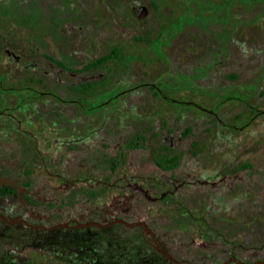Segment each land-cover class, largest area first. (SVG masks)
I'll return each mask as SVG.
<instances>
[{"label": "rangeland", "instance_id": "obj_1", "mask_svg": "<svg viewBox=\"0 0 264 264\" xmlns=\"http://www.w3.org/2000/svg\"><path fill=\"white\" fill-rule=\"evenodd\" d=\"M132 9L146 15L136 18ZM204 65L212 69L199 73ZM144 83L172 101L148 87L128 90ZM165 132L180 139L167 151L179 155L176 166L166 171L155 161L166 150ZM239 165L241 188L210 189L226 211L207 227L185 217L184 208L202 203L199 188L155 204L162 228L185 250L205 243L216 261L226 248L219 234L264 240V0H0V186L18 187L21 199L27 183L32 194L50 196L54 209L106 205L108 188H72L67 194L79 198L66 204L60 192L41 187L110 184L140 170L159 196L170 174L213 180ZM240 202L251 208L242 211ZM48 207L42 202L38 210ZM251 209L256 218L229 222Z\"/></svg>", "mask_w": 264, "mask_h": 264}, {"label": "flooded vegetation", "instance_id": "obj_2", "mask_svg": "<svg viewBox=\"0 0 264 264\" xmlns=\"http://www.w3.org/2000/svg\"><path fill=\"white\" fill-rule=\"evenodd\" d=\"M211 69V66L204 65L199 69V73L205 74ZM201 79H204L203 76ZM140 86L150 88L153 94L162 95L166 101H172L163 94L158 85L137 84L128 90H135ZM42 94L44 93L37 92V96ZM47 95L58 102H66L52 93ZM179 103H188L198 108L194 102ZM102 104H88L85 111L97 112L105 106L104 102ZM143 140L138 137L135 146L141 147ZM179 141V138L174 140L168 132L164 133L162 142L166 150L155 155L156 164L160 169L166 171L175 168L179 155L169 153H172L173 148H177ZM163 159H174L175 164L168 169L159 163ZM241 171L239 165L233 175L213 180L202 172L197 174L195 170L192 171L194 174L187 173L181 178L170 174L169 178L161 183L160 186L164 190L159 196H156L158 184L145 186L146 177L140 170L119 176L110 184H58L41 187L48 188V191L60 192L59 196L66 204H73L76 198H79L78 193L73 200L70 197L72 192L67 194L72 188L109 189L111 199L106 205L80 203L57 209L51 206L53 200L50 196L41 199L32 194L36 189L31 190L32 187L27 183L22 190L26 194L21 195V199L16 196L15 188L18 187L0 186V190L5 191L0 195V264H264V240L250 244L254 236L259 239V234L248 236L245 243H242V237L245 235L241 232H237L235 239L229 241L219 234L226 248L222 251L224 257L216 261L211 259L210 251L203 250L205 243L194 245V251L185 250L178 238H172L173 233L162 228V211L155 205L160 204L164 198H173L182 188H199L203 195L200 202L204 203L198 202L193 208H184L185 217L189 220L188 223L207 227L214 214L226 211L224 202L218 200L217 191L211 192L210 189L241 188ZM242 194L240 190L239 196ZM90 196L96 198L98 194ZM42 202L49 206L48 209L38 210L39 203ZM170 203L179 205L173 199ZM239 204L242 211L251 208L242 202ZM256 213L257 211L253 212L251 209V213L244 219L234 217L229 222L241 224L247 218H256L253 217ZM164 223L170 224L165 220ZM199 249L203 252L199 253Z\"/></svg>", "mask_w": 264, "mask_h": 264}, {"label": "trees", "instance_id": "obj_3", "mask_svg": "<svg viewBox=\"0 0 264 264\" xmlns=\"http://www.w3.org/2000/svg\"><path fill=\"white\" fill-rule=\"evenodd\" d=\"M109 57H110V54L104 55L101 58H99L98 60L93 61V62L87 64L86 66H84V69H88L90 67H95V66L105 62ZM84 86L85 85H81L78 88L83 89ZM159 163L161 165H165V167L169 169L171 166H173L175 164V161H174V159L173 160L172 159H163V160H160ZM4 193H5V191L0 190V195H3Z\"/></svg>", "mask_w": 264, "mask_h": 264}, {"label": "water", "instance_id": "obj_4", "mask_svg": "<svg viewBox=\"0 0 264 264\" xmlns=\"http://www.w3.org/2000/svg\"><path fill=\"white\" fill-rule=\"evenodd\" d=\"M131 13L133 14V16H135L136 18H141L143 16L146 15V12H138L136 9H132Z\"/></svg>", "mask_w": 264, "mask_h": 264}]
</instances>
